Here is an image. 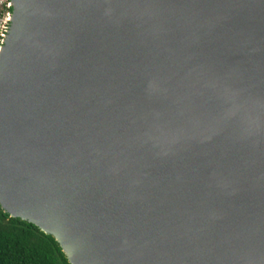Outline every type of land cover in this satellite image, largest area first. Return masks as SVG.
<instances>
[{"label":"water","instance_id":"95a60500","mask_svg":"<svg viewBox=\"0 0 264 264\" xmlns=\"http://www.w3.org/2000/svg\"><path fill=\"white\" fill-rule=\"evenodd\" d=\"M0 205L70 264H264V0H11Z\"/></svg>","mask_w":264,"mask_h":264},{"label":"trees","instance_id":"16d2710c","mask_svg":"<svg viewBox=\"0 0 264 264\" xmlns=\"http://www.w3.org/2000/svg\"><path fill=\"white\" fill-rule=\"evenodd\" d=\"M3 38L0 35V46ZM0 264H70L56 239L0 205Z\"/></svg>","mask_w":264,"mask_h":264},{"label":"built area","instance_id":"2783aa9c","mask_svg":"<svg viewBox=\"0 0 264 264\" xmlns=\"http://www.w3.org/2000/svg\"><path fill=\"white\" fill-rule=\"evenodd\" d=\"M12 11L11 0H0V35L2 38L12 16Z\"/></svg>","mask_w":264,"mask_h":264},{"label":"rangeland","instance_id":"374dc122","mask_svg":"<svg viewBox=\"0 0 264 264\" xmlns=\"http://www.w3.org/2000/svg\"><path fill=\"white\" fill-rule=\"evenodd\" d=\"M9 24H10V22H8V25H7V27L9 26Z\"/></svg>","mask_w":264,"mask_h":264}]
</instances>
